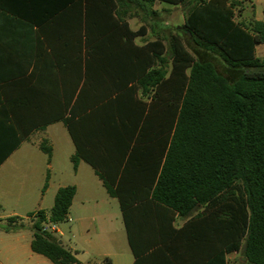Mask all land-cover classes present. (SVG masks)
Listing matches in <instances>:
<instances>
[{
	"label": "trees",
	"instance_id": "trees-1",
	"mask_svg": "<svg viewBox=\"0 0 264 264\" xmlns=\"http://www.w3.org/2000/svg\"><path fill=\"white\" fill-rule=\"evenodd\" d=\"M158 1L190 4L179 30L196 47L218 55L228 75L213 61L198 59L179 33L168 45L160 39L137 45L146 28L133 31L123 20L119 9L125 0H79L87 46L96 56L99 48L108 52L98 55L107 65L103 72L95 70L100 79L86 117L93 121L89 140L84 143L79 131L86 119L75 118L90 90L87 83L65 119L77 147L74 166L85 160L119 200L136 256L135 207L157 210L164 239L167 223L172 228L177 216L205 207L218 218L224 251L243 249L250 264H264V60L256 57V46L264 44V21L238 22L236 0ZM140 161L142 167H135ZM133 172L140 173L139 181H131ZM75 195V186L60 188L49 212L27 216L32 251L53 264H79L75 253L46 231L47 225L67 220ZM23 228V218L0 220L6 232Z\"/></svg>",
	"mask_w": 264,
	"mask_h": 264
},
{
	"label": "crops",
	"instance_id": "crops-1",
	"mask_svg": "<svg viewBox=\"0 0 264 264\" xmlns=\"http://www.w3.org/2000/svg\"><path fill=\"white\" fill-rule=\"evenodd\" d=\"M78 1L0 0V220L18 217L25 224V228L12 232L0 229V264H53L32 251L34 235L27 216L41 210L49 212L59 189L67 186L76 187L68 218L47 225L46 230L61 238L79 264H102L105 259L112 264H250L243 249L224 251L218 218L211 217L205 207L196 208L186 217L177 216L172 228L167 223L165 239L157 210L135 207L131 227L136 256L119 200L109 195L100 176L85 160L80 159L75 168L72 158L77 147L65 119L71 116L85 83L90 90L87 88L81 114L75 118L86 119L92 112L88 106L93 104V88L100 79L95 70L103 72L107 65L98 55L108 52V48H99L96 56L94 48L87 46L85 19ZM236 1L241 2L235 9L238 22L264 21V0ZM125 2L119 9L123 20L133 31L146 28L135 39L137 45L158 39L168 45L172 35L183 34L179 29L184 23L175 30L163 13L187 4ZM133 3L138 6L134 16ZM256 57L264 60V44L256 46ZM104 79L109 80L105 75ZM144 100L148 105L153 103L152 98ZM92 123L89 118L81 122L84 143L89 140ZM42 144L51 149L50 155L42 150ZM84 147L89 149L87 144ZM142 164L137 162L135 167ZM141 177L133 172L131 181ZM160 211L162 219L164 215L168 219L170 214Z\"/></svg>",
	"mask_w": 264,
	"mask_h": 264
},
{
	"label": "rangeland",
	"instance_id": "rangeland-1",
	"mask_svg": "<svg viewBox=\"0 0 264 264\" xmlns=\"http://www.w3.org/2000/svg\"><path fill=\"white\" fill-rule=\"evenodd\" d=\"M130 5H131L132 15L134 16V13L136 12L135 10L138 9V6H136V3L130 4ZM163 5H165V4L163 3ZM189 6H190V4H187V6L181 7V9L171 10V11H169V14H166V12H164L163 16L165 19L169 20V26L171 24L175 30H177L178 27L182 26L184 23L185 17L187 15V7H189ZM248 9H250V7ZM240 13H242V12H240ZM240 13H238V14L240 15ZM139 20L140 19L137 17L136 21H139ZM137 23H139V22H137ZM182 35L186 41L187 47L191 50V52H193L195 54V56L198 59L203 60V61H206V60L213 61V63L216 65V67L220 73L228 75L229 72L226 69V64L223 62V60L218 55L196 47L190 39L186 38L185 34H182ZM55 237L57 239L61 240V238L58 235H55ZM65 242L67 243V241H65Z\"/></svg>",
	"mask_w": 264,
	"mask_h": 264
},
{
	"label": "water",
	"instance_id": "water-1",
	"mask_svg": "<svg viewBox=\"0 0 264 264\" xmlns=\"http://www.w3.org/2000/svg\"><path fill=\"white\" fill-rule=\"evenodd\" d=\"M60 243H62V242L60 241Z\"/></svg>",
	"mask_w": 264,
	"mask_h": 264
},
{
	"label": "built area",
	"instance_id": "built-area-1",
	"mask_svg": "<svg viewBox=\"0 0 264 264\" xmlns=\"http://www.w3.org/2000/svg\"><path fill=\"white\" fill-rule=\"evenodd\" d=\"M47 231V230H46Z\"/></svg>",
	"mask_w": 264,
	"mask_h": 264
}]
</instances>
